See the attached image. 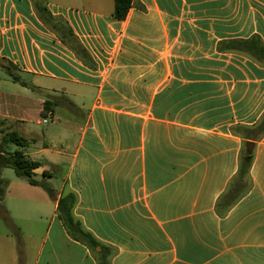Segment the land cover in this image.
Masks as SVG:
<instances>
[{
  "label": "crops",
  "instance_id": "1",
  "mask_svg": "<svg viewBox=\"0 0 264 264\" xmlns=\"http://www.w3.org/2000/svg\"><path fill=\"white\" fill-rule=\"evenodd\" d=\"M113 9L0 0V66L19 79L9 91L0 76L1 128L30 141L37 182H59L55 201L15 197L24 229L3 199L2 223L23 235L0 228V264H264V136L249 192L223 216L215 209L238 169L233 128L264 113V64L221 47L264 44V0H134L123 20ZM47 99V116L62 120L43 118L42 137L17 132L34 106L44 117ZM67 192L94 250L58 218Z\"/></svg>",
  "mask_w": 264,
  "mask_h": 264
},
{
  "label": "trees",
  "instance_id": "2",
  "mask_svg": "<svg viewBox=\"0 0 264 264\" xmlns=\"http://www.w3.org/2000/svg\"><path fill=\"white\" fill-rule=\"evenodd\" d=\"M114 9L112 17L117 20H123L128 10L133 6L134 0H113ZM78 50L80 49L77 46ZM222 49L242 53L260 64H264V44L259 38H252L248 41L224 42ZM220 48V49H221ZM82 50V49H80ZM11 79L18 82V77L11 74ZM66 101H68L65 98ZM70 104V102H69ZM56 105L54 100L47 99L42 105L41 115L46 117ZM4 122L0 121V127ZM234 134L242 138V145L238 156V169L234 177L228 183L225 192L216 203V212L223 216L228 210L245 196L252 186L250 177V168L254 157L255 144L264 136V113L260 120L252 126H237L233 128ZM0 133V171L4 168L13 170L15 176L24 179L32 186H40L48 194L51 201L56 200V192L49 186L37 182L33 178V171L40 164L26 158L23 149L27 147L30 141L15 131L8 128H1ZM14 147L15 149H12ZM45 174V172H44ZM4 180L0 179V217L6 219V212L2 206L4 196ZM77 198L73 192H67L60 197L57 202L56 212L58 218L66 227L68 233L75 240L84 243L94 250L99 244L91 233L86 231L82 224L74 217L73 208Z\"/></svg>",
  "mask_w": 264,
  "mask_h": 264
},
{
  "label": "rangeland",
  "instance_id": "3",
  "mask_svg": "<svg viewBox=\"0 0 264 264\" xmlns=\"http://www.w3.org/2000/svg\"><path fill=\"white\" fill-rule=\"evenodd\" d=\"M0 76H2L3 80H6L8 82L7 87L9 89V91H13L11 89L12 88L11 86L16 87L17 85H15V83H13L15 81H13L10 78L11 76L7 75V73L2 69L1 66H0ZM37 108H38V106H34V110L31 109V111L29 112V117L27 118L26 125L20 129H18V131H17V132L22 133L23 135H25L28 138L33 137V136L42 137V134L47 133V131L49 130V127H48V125L46 126V125L41 124V120L43 118L48 119V121H50V122L52 121V119H55L57 122L59 121L58 119L62 120V118H60V116L58 114L54 115V118H51L50 116L41 117L38 114ZM82 112H84V111H82ZM57 125L60 126L59 123H57ZM0 130H1V127H0ZM1 136L2 135L0 133V138H1ZM3 172L4 173L1 176L2 179L4 180V184H5L4 185V196H3V199H5V202H4L3 206L5 208H7V210L9 211L10 217L12 218L13 223L15 225H17V227L21 226L24 229L26 223L24 221L19 220L18 215L22 209H25V207H24V205H21L22 203L17 202L15 200V197L16 196H22L24 198L25 197H37V198L40 197L41 199H44V198L48 199L49 198L48 194L43 190L42 187L32 186V185L28 184V182L26 180L17 178L15 176L13 170H11L9 168L4 169ZM41 178L42 177H36V179H38V180H41ZM40 183L45 184V185L52 187V188H55V189L59 185L58 180L56 181L54 179L49 182L52 185L45 183V182H42V181ZM1 219L2 218L0 217V228H2L4 231H6V233L10 236L9 238H11V239L16 238L15 235L18 233L15 234L13 232V230L10 226V223L4 225L1 221ZM38 225H39V227L35 228L36 233H38V236H42L45 232L47 225H48V221L46 220V218H43ZM20 232L21 233H19L18 235L22 236L23 231L21 230ZM14 240H16V239H14ZM22 240H24V242L21 243V247H22V249H25V251H26L28 246H29L28 241L25 240L23 237H22Z\"/></svg>",
  "mask_w": 264,
  "mask_h": 264
},
{
  "label": "built area",
  "instance_id": "4",
  "mask_svg": "<svg viewBox=\"0 0 264 264\" xmlns=\"http://www.w3.org/2000/svg\"><path fill=\"white\" fill-rule=\"evenodd\" d=\"M47 121L46 120H43V123H46Z\"/></svg>",
  "mask_w": 264,
  "mask_h": 264
}]
</instances>
